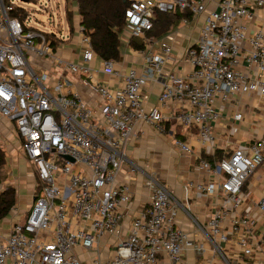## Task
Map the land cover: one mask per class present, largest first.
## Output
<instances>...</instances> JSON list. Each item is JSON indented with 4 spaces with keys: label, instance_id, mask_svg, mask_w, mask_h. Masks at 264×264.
I'll list each match as a JSON object with an SVG mask.
<instances>
[{
    "label": "built area",
    "instance_id": "obj_1",
    "mask_svg": "<svg viewBox=\"0 0 264 264\" xmlns=\"http://www.w3.org/2000/svg\"><path fill=\"white\" fill-rule=\"evenodd\" d=\"M212 1L132 0L123 39L127 44L131 39L144 40L146 60L142 68L122 70L114 59L102 58L101 71L109 81H117L114 86L95 78L91 63L97 54L81 27L80 54L77 60H67L45 32L27 19L9 15L14 3L0 0V114L15 122L38 182L27 214L8 235L0 230V264H83L77 248L98 251L92 264H189L188 250L204 252V242L213 253L204 264H215L216 255L231 264L224 247L232 233H239L237 242L244 254H253L249 240L255 236V225L248 214L233 217L229 232L223 226L228 214L218 209L205 224L195 219L194 230L187 232L179 226L177 212L189 213V208L160 176L136 164L133 169L143 175L149 199L129 232L122 234L133 190L118 177L128 160L125 147L138 126L153 125L163 133L167 123H178L198 127L203 138H210V121L218 117L216 98L264 95V32L248 36L245 25L264 8V0H220L210 9ZM177 10L205 14L199 38L186 53L192 71L189 76L169 73L158 105L148 109L144 86L163 74L172 47L147 33L158 13ZM244 40L251 45L244 58L259 68V77L238 69ZM70 73L78 74L91 90L95 104L76 90ZM174 104L178 113H165ZM234 117L240 120L242 113ZM175 145L182 153L192 151L186 141L175 139ZM263 163L257 145L235 148L216 164L203 161L201 168L214 178L197 184L198 191L207 195L222 191L224 204L238 207L244 183ZM259 209L264 213V198ZM195 240L201 242L194 245ZM112 247L113 252L107 250Z\"/></svg>",
    "mask_w": 264,
    "mask_h": 264
},
{
    "label": "crops",
    "instance_id": "obj_2",
    "mask_svg": "<svg viewBox=\"0 0 264 264\" xmlns=\"http://www.w3.org/2000/svg\"><path fill=\"white\" fill-rule=\"evenodd\" d=\"M219 1L213 0L209 8H215ZM75 9L78 16L75 32L69 31L65 36L59 34V38L62 40L58 47L59 54L67 60H77L81 50L78 34L80 17L76 2ZM172 16L174 23L168 31L158 36H150L154 40L168 42L172 47V53L170 60L164 65L163 74L157 79L150 80L144 86L145 105L148 109L158 105L163 83L169 73L176 71L182 76L191 74L192 66L186 59V53L197 42L201 27L205 22L204 13L198 16H193L190 13L179 16L176 13ZM245 25L248 36L260 29L264 32V8L257 10V17L254 20L245 21ZM124 35L125 33L123 34L122 31L121 57L119 60H115L116 68L122 70H127L131 66L142 68L147 55L146 52H143L145 48L135 49L125 42ZM250 47L248 40L242 42L238 69L252 78L259 77L261 75L259 68L254 64L247 63L244 58ZM101 60L102 57L97 55L91 63L95 78L103 82H110L115 86L117 81H109L110 77L101 71ZM45 64H48V61ZM51 67L56 70L55 64H52ZM69 76L74 80L76 90L90 104H95L96 102L91 98V90L82 84L78 74L70 73ZM215 110L218 117L210 121V138H203L198 127L185 128L178 123H167V130L163 133L158 132L153 125L149 124L137 127L134 136L125 147L128 160L122 165L118 177L119 182L131 184L133 190V199L124 212L122 234L126 235L129 232L132 220L143 211L149 199V191L144 185L143 175L140 171L133 169V164H136L160 176L162 182L170 187L178 200L189 208L190 214L184 209L177 212L179 226L187 232L194 230L195 219L199 223L205 224L218 209H222L228 214L223 226L229 232H231L230 220L233 217L248 214L255 225V236L249 240L253 254L250 257L244 254L237 242L239 233L230 234L231 241L225 245L224 251L231 264H264V213L259 209V202L264 198V163L244 183L239 194L240 204L238 207L224 204L222 191H219L217 195H207L200 193L197 188V184H207L214 178L211 173L201 168L203 161L216 164L220 159L228 157L233 149L252 145L259 146L264 154V95L245 93L233 95L229 99L218 97L215 100ZM164 111L165 113H178V108L174 104ZM239 112L242 113V119L236 120L234 116ZM175 139L188 142L192 150L191 153H182L175 145ZM0 145L6 153V165L3 169L1 186L2 188L13 186L17 191L16 204L7 216L0 219V230L3 234L8 235L12 225L23 218L30 209L38 182L35 168L29 166L27 158L21 153L20 146L22 144L16 132L15 122L1 114ZM30 169H34V171ZM200 242L195 240L194 245ZM76 250L80 258L82 257L83 264H92L93 259L98 257L96 249L77 248ZM86 253H89L90 257L85 258ZM105 254L104 252L103 255ZM212 256L211 245L204 242V252L193 247L188 250L187 257L189 264H204ZM214 262L215 264H226L225 260L218 255L215 256Z\"/></svg>",
    "mask_w": 264,
    "mask_h": 264
},
{
    "label": "trees",
    "instance_id": "obj_3",
    "mask_svg": "<svg viewBox=\"0 0 264 264\" xmlns=\"http://www.w3.org/2000/svg\"><path fill=\"white\" fill-rule=\"evenodd\" d=\"M75 2L80 17L79 25L83 32L91 37L95 53L104 59L119 60L122 48L121 33L126 26V10L132 0H75ZM174 13L179 16L189 14L187 11L181 12L180 10L158 13V18L153 22V29L147 33V36H158L168 31L174 23L172 19ZM66 14L70 31L73 32L76 29L73 22V10L67 11ZM9 15L18 17L21 21L27 18L24 9L16 7L9 12ZM46 35L52 45H61L59 32H49ZM129 44L135 49L145 47L142 39H131ZM5 165L6 153L0 145V219L7 216L17 202L16 188L13 186L2 188L1 186Z\"/></svg>",
    "mask_w": 264,
    "mask_h": 264
},
{
    "label": "rangeland",
    "instance_id": "obj_4",
    "mask_svg": "<svg viewBox=\"0 0 264 264\" xmlns=\"http://www.w3.org/2000/svg\"><path fill=\"white\" fill-rule=\"evenodd\" d=\"M10 3H14V6L17 9H24L27 15V23L30 24V26L40 29L45 33L55 31L59 32V34H63L64 36L67 35L70 31V26L66 13L69 10H73V22L76 26L78 25V16L76 14L75 1L72 0H6L7 5H9ZM59 46L60 45L57 44L53 45L55 49H57ZM20 149L22 151L21 153L24 154L27 158V163L29 164V166H31V168H35L34 164L27 157L23 146H20ZM32 170L34 171V169ZM107 250L113 252L115 250V247L108 248ZM84 257H90L89 253H86Z\"/></svg>",
    "mask_w": 264,
    "mask_h": 264
},
{
    "label": "water",
    "instance_id": "obj_5",
    "mask_svg": "<svg viewBox=\"0 0 264 264\" xmlns=\"http://www.w3.org/2000/svg\"><path fill=\"white\" fill-rule=\"evenodd\" d=\"M23 1H26V0H23ZM73 1H75V0H73ZM72 159V158H71ZM73 160V159H72Z\"/></svg>",
    "mask_w": 264,
    "mask_h": 264
}]
</instances>
